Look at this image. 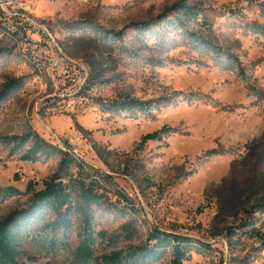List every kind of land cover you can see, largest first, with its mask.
Wrapping results in <instances>:
<instances>
[{
  "label": "rangeland",
  "instance_id": "rangeland-1",
  "mask_svg": "<svg viewBox=\"0 0 264 264\" xmlns=\"http://www.w3.org/2000/svg\"><path fill=\"white\" fill-rule=\"evenodd\" d=\"M3 1L0 91L10 82L20 89L0 105V222L28 207L29 184L43 190L61 159L24 161L28 144L18 141L31 134L54 144L55 135L61 148L81 136L66 149L110 176L117 194L95 208L96 259L142 246L158 229L194 240L184 264H264V33L255 32L264 29V0ZM180 2L204 10L210 27L192 32L240 66L198 52L180 32L168 43L141 39L135 24ZM31 19L46 23L52 42L37 43ZM59 48L87 64L84 97L52 72ZM30 58L49 59L40 79ZM124 100L169 103L142 115L118 112ZM163 129L160 141L142 144ZM9 187L22 195L2 192ZM60 240L55 248L26 240L20 263L75 264L77 224Z\"/></svg>",
  "mask_w": 264,
  "mask_h": 264
},
{
  "label": "trees",
  "instance_id": "trees-1",
  "mask_svg": "<svg viewBox=\"0 0 264 264\" xmlns=\"http://www.w3.org/2000/svg\"><path fill=\"white\" fill-rule=\"evenodd\" d=\"M203 14V9L180 2L165 9L156 19L135 24V27L138 34L142 36L141 39L156 38L167 43L171 41L170 37L174 33L180 32L198 52L212 54L218 61L225 56L222 49L191 30L192 26L210 27L209 21ZM263 30L258 28L255 32L261 34L264 33ZM119 38L122 40V33L115 36V39L120 40ZM225 57L231 65L240 66L238 58L234 55L227 54ZM240 74L244 75V72L240 70ZM19 89L17 82L6 83L0 91V105ZM167 103L169 100H166L163 106L160 100L150 102L124 100L117 105L116 109L120 113L137 110L143 115L159 110L167 106ZM151 115L150 113L148 117ZM165 133L167 132L163 129L146 135L141 142L143 144L148 141H160ZM18 142V148L28 144L22 156L24 161L37 162L53 155H58L61 159L57 171L44 182L43 190L36 191L34 184H29L26 191V194L31 195L28 207L10 213L0 222V264H21L19 259L22 244L26 240L51 248L65 246V242L60 238H67V234L75 229L76 224L80 241L74 252L73 263L75 264H93L94 262L151 264L164 255H170L171 264H184L190 259L193 243H195L193 239L158 229L148 233L146 243L142 246L130 247L124 254L115 253L103 256L100 260L96 259L94 256L95 208L109 204L111 196L117 195L108 187L111 185V177L79 161L74 154L63 150L58 145L45 142L38 135H26ZM64 178L68 179V183L59 187V183ZM2 192L8 193L6 195H22L13 187L2 189Z\"/></svg>",
  "mask_w": 264,
  "mask_h": 264
},
{
  "label": "built area",
  "instance_id": "built-area-1",
  "mask_svg": "<svg viewBox=\"0 0 264 264\" xmlns=\"http://www.w3.org/2000/svg\"><path fill=\"white\" fill-rule=\"evenodd\" d=\"M40 1V0H36ZM6 5L3 0H0V8L5 7ZM25 11L32 12V8H25ZM29 23L32 25L29 27L35 29L36 33L40 40H38L39 45H45L52 42L53 38L51 36V33L49 31V28L47 27L46 23L38 22L35 20H29ZM30 62L33 63L36 71H37V77L40 79L44 72L49 68L48 61L49 59H40L37 60L35 58H30ZM52 72H58L61 73V75L65 76L66 78H71L73 83V89L74 94L73 96H83L85 89L88 85L89 81V68L87 64L84 62L71 58L63 53V51L59 48L57 51L56 59L54 60L52 64ZM104 104H107V101H104ZM81 105V104H80ZM53 140L57 143H54L55 145L60 144V140L53 135ZM82 140L81 136H69L66 138V141L64 142V145H60L61 148L65 151H68L66 147L72 148L76 145H78ZM72 153V152H71ZM76 153V152H74ZM72 153V154H74ZM75 155V154H74Z\"/></svg>",
  "mask_w": 264,
  "mask_h": 264
},
{
  "label": "water",
  "instance_id": "water-1",
  "mask_svg": "<svg viewBox=\"0 0 264 264\" xmlns=\"http://www.w3.org/2000/svg\"><path fill=\"white\" fill-rule=\"evenodd\" d=\"M62 184H63V182H60V183H59V187L62 186Z\"/></svg>",
  "mask_w": 264,
  "mask_h": 264
}]
</instances>
